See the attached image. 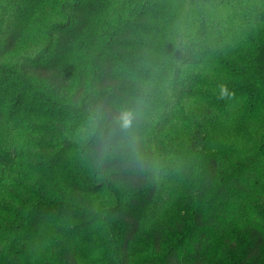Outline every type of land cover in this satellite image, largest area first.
Returning <instances> with one entry per match:
<instances>
[{"label":"trees","instance_id":"trees-1","mask_svg":"<svg viewBox=\"0 0 264 264\" xmlns=\"http://www.w3.org/2000/svg\"><path fill=\"white\" fill-rule=\"evenodd\" d=\"M47 1L0 0V264H83L75 241L95 231L99 264H133L162 203L153 243L174 241L142 264H208L249 217L224 264H262L264 0H57L47 44L7 63ZM176 112L192 130L165 139Z\"/></svg>","mask_w":264,"mask_h":264},{"label":"rangeland","instance_id":"rangeland-1","mask_svg":"<svg viewBox=\"0 0 264 264\" xmlns=\"http://www.w3.org/2000/svg\"><path fill=\"white\" fill-rule=\"evenodd\" d=\"M58 13L59 9L57 0H48L39 14L35 17L27 35L18 43L14 52L11 53L7 58V63H14L21 56H34L35 54H37L47 44L48 28L58 21ZM89 42L90 41L88 38L84 39V44L81 48V51H83V53L84 51L88 50V45H90ZM83 53L70 66L71 79L76 78L77 80L80 74V69H82L83 66H88L89 64L84 60L82 56ZM34 96L36 97V99L42 97L39 96L38 92H35ZM194 111L195 114L199 116L200 105H195ZM179 112H182V110ZM179 112L175 113L174 118H172V121H170L169 124L168 122L165 124L163 128L165 133L163 134V138L167 139V136H177L180 139H184L189 135L190 131L192 130V126L187 122L185 123L184 121H182L179 116ZM237 135L238 134H236V136H233V139L237 138ZM165 160L166 161H164V167L167 168L166 171L170 170L171 172V168H174L176 166V161L169 158ZM166 204L162 203L158 208L155 207V216L154 214H151L152 212H150L149 217H147V219L143 221L142 226L132 246L131 260L133 264H142L150 260H159L163 255L164 250L168 249V246L173 243L174 237L172 236V234H164L166 246L161 250H156L153 243V232L155 229V225L158 222V217L161 216L164 221H170V219L166 218V214L170 212L171 207L168 206V203ZM252 221L254 220L249 217V219H246L243 223L237 225L232 230L228 240L217 248L208 264H224L228 257H230L231 260L233 258V260L237 262L239 256L234 253V250L241 249L246 243L248 238V227H250ZM115 224L120 225L118 224V222H116ZM51 235H53V233H51ZM101 238L102 234H99L97 231H95L92 234L83 235L78 238L77 241H75V248L78 257L80 260H82L83 264H99V261H104L105 251L104 249H101ZM49 255L50 251H48V253H46L44 257H47ZM233 264H235V262ZM262 264H264V254Z\"/></svg>","mask_w":264,"mask_h":264},{"label":"clouds","instance_id":"clouds-1","mask_svg":"<svg viewBox=\"0 0 264 264\" xmlns=\"http://www.w3.org/2000/svg\"><path fill=\"white\" fill-rule=\"evenodd\" d=\"M229 96V91L226 85H219V98L225 99ZM136 118V112L131 109H126L120 112L117 117V123L122 129H130Z\"/></svg>","mask_w":264,"mask_h":264}]
</instances>
